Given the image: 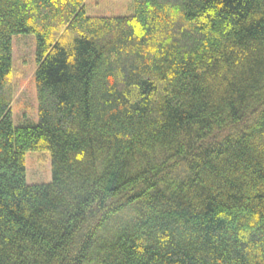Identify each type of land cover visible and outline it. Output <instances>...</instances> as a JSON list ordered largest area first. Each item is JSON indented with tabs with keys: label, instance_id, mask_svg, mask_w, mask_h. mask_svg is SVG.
<instances>
[{
	"label": "trees",
	"instance_id": "1",
	"mask_svg": "<svg viewBox=\"0 0 264 264\" xmlns=\"http://www.w3.org/2000/svg\"><path fill=\"white\" fill-rule=\"evenodd\" d=\"M84 1L0 0V264H264V0ZM19 35L36 122L14 124Z\"/></svg>",
	"mask_w": 264,
	"mask_h": 264
},
{
	"label": "rangeland",
	"instance_id": "2",
	"mask_svg": "<svg viewBox=\"0 0 264 264\" xmlns=\"http://www.w3.org/2000/svg\"><path fill=\"white\" fill-rule=\"evenodd\" d=\"M84 11L92 18H124L133 15V0H85ZM12 67L14 97L12 103L13 123L24 119L36 122V101L33 76L35 64V39L33 35L12 38ZM25 176L28 185L46 184L51 180L48 155H25Z\"/></svg>",
	"mask_w": 264,
	"mask_h": 264
}]
</instances>
